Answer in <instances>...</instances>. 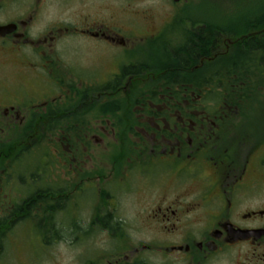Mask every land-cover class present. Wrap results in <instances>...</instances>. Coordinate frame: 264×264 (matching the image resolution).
<instances>
[{"label":"flooded vegetation","instance_id":"1","mask_svg":"<svg viewBox=\"0 0 264 264\" xmlns=\"http://www.w3.org/2000/svg\"><path fill=\"white\" fill-rule=\"evenodd\" d=\"M224 7L0 0V143L35 147L0 264L27 225L76 264H264V23L189 14Z\"/></svg>","mask_w":264,"mask_h":264},{"label":"rangeland","instance_id":"2","mask_svg":"<svg viewBox=\"0 0 264 264\" xmlns=\"http://www.w3.org/2000/svg\"><path fill=\"white\" fill-rule=\"evenodd\" d=\"M214 5L220 7L225 5V7L221 10L214 8L212 11L204 9L199 11L191 10L189 14L194 19L200 18L202 20L205 16L210 15L214 21L229 20V24L232 26L235 24V21H233L235 16L236 19L242 16L239 20L241 23L245 21L244 13H252L253 16L251 18H256V13L264 8V0H214ZM15 186L12 185V187ZM13 193L12 189L8 191L9 195H13ZM32 229L31 225L25 227L21 243L13 247V250L15 249L13 257L9 250L1 258L2 262L5 264H76L74 257H77V249L74 247L70 248L69 260H67L65 257L66 252L60 243L48 247L46 253L43 255V247L40 245L36 235L31 233ZM76 247L80 249L79 244Z\"/></svg>","mask_w":264,"mask_h":264},{"label":"trees","instance_id":"3","mask_svg":"<svg viewBox=\"0 0 264 264\" xmlns=\"http://www.w3.org/2000/svg\"><path fill=\"white\" fill-rule=\"evenodd\" d=\"M243 16H244V20H245L244 22L248 23V20H256V21H261L262 23H264V8L256 13V15H255L256 18H251V16H253L252 13H249V14L244 13ZM241 17H237V19H236V16H235V19L233 20V21H235L234 26L245 27L243 25V23H241L239 21ZM223 21L230 22L229 20H223ZM261 45H264V42H261ZM252 49H256V48L254 46H252V47L246 46V50L240 51V52L241 53H245V51L246 52H254V50H252ZM191 53L197 55V51L191 52ZM234 64H235L234 60H230V67H233ZM89 110H93V109H89ZM89 110L87 109L86 111H89ZM30 143H32V142L27 141V140H11L9 142L0 143V167L3 166L4 162H5V164H7L6 163L7 160H9L10 163H12V165H18L19 164V166H20L19 169H15L16 166H13L12 168L9 169V171L10 172H14L15 170L18 171L17 179L19 178L20 181L25 180L24 176H21V174L23 175L24 171H27L28 169H30V170L32 169L31 165L28 163V160H29L30 155H31L30 151L33 150L35 147L34 146L30 147ZM19 171L22 173H19ZM35 207H39L41 209V212H47L48 211L47 203L36 206L33 203H31V200H25V201H22L21 212H22V214L29 215V214H31V212L34 211Z\"/></svg>","mask_w":264,"mask_h":264}]
</instances>
